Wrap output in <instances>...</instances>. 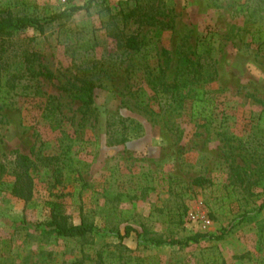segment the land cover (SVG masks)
<instances>
[{
  "label": "rangeland",
  "instance_id": "374dc122",
  "mask_svg": "<svg viewBox=\"0 0 264 264\" xmlns=\"http://www.w3.org/2000/svg\"><path fill=\"white\" fill-rule=\"evenodd\" d=\"M88 1L0 0V16L40 19L83 6L44 32L0 35V159L18 151L38 165L30 200L10 192L11 176L0 184V264H98L100 253L105 264H264V0H138L152 2L153 17L125 25L140 39L131 51L102 26L104 7L115 12L120 0ZM181 51L214 60L216 77L202 84L207 117L192 107L190 85L179 95L169 86ZM86 81L90 104L71 86ZM47 156L57 159L44 165ZM197 176L208 181L195 185ZM52 200L101 232H48L40 222ZM126 225L135 230L121 239ZM223 229L186 247L136 233Z\"/></svg>",
  "mask_w": 264,
  "mask_h": 264
},
{
  "label": "trees",
  "instance_id": "16d2710c",
  "mask_svg": "<svg viewBox=\"0 0 264 264\" xmlns=\"http://www.w3.org/2000/svg\"><path fill=\"white\" fill-rule=\"evenodd\" d=\"M104 0H96L99 4H103ZM91 4V0L88 1L86 7L88 8ZM83 8V6H72L68 10H63L57 12L47 18L40 19L34 16H0V35L11 36L16 31L27 28L30 26H35L40 32H44L46 23L52 22L54 20L68 18L72 16L74 11ZM107 13V17L103 20V27L106 30L107 37L112 38L115 41V46L123 51L137 50L139 48L140 39L137 34L127 33L125 31V25L129 21L141 22L144 19L152 18V14L149 12V8H152V2L142 3L138 0H120L119 8L117 11L112 12L108 7H104ZM264 33V32H262ZM261 39V36H260ZM88 47H93L89 44ZM199 48L197 47V52ZM179 60V65L174 76L172 83L169 85L173 88V95L180 94V88L189 86L191 87V94L188 97L192 99V107L199 106L200 115L207 117L208 113H205V107L211 100L207 96H204L205 90L202 87L203 83L210 82L216 77V68L214 67V60L205 56V62L201 60L202 55L193 59L188 56L184 51ZM207 61V62H206ZM72 88H75L74 93L76 98H78L83 104H90L93 101V89L94 84L91 81H86L82 85L71 84ZM195 113V110L192 111ZM127 136H122L116 142L126 141ZM10 160L6 162L0 159V184L4 183L7 176L11 178L7 181L8 189L10 192L21 198L23 200H30L34 194V178L35 171L38 168L37 162L31 158L29 155L13 151L10 156ZM52 159H57L56 156H47L44 165H49ZM61 169L56 166L53 171V177L55 178V183H60ZM5 177V178H4ZM207 178L203 176H197L193 179V184L202 185ZM256 210H264V200L259 204ZM48 218L41 221L40 224L48 232L55 233L56 235L63 238H85L92 236L101 232L102 228L97 226L92 221L81 220L78 223H74L69 220V215L64 209L63 203L52 200L48 204ZM135 230L131 225H126L124 227V232L121 233L117 230V235L119 238L123 239L130 235V232ZM225 229L219 234H207L202 232H196L194 234L188 235L184 238H173V239H163L157 237L143 238V234L137 231V239L139 242L144 244H151L154 246L161 245H177L180 247L190 246L194 243L199 242L202 239H218L221 238ZM105 256L102 253L98 256V264H105ZM122 264H129L128 262H121ZM72 264H82V260H73Z\"/></svg>",
  "mask_w": 264,
  "mask_h": 264
}]
</instances>
